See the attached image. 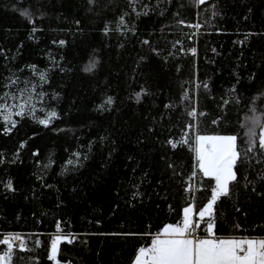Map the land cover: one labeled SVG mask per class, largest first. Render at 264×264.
Segmentation results:
<instances>
[{
  "label": "trees",
  "instance_id": "trees-1",
  "mask_svg": "<svg viewBox=\"0 0 264 264\" xmlns=\"http://www.w3.org/2000/svg\"><path fill=\"white\" fill-rule=\"evenodd\" d=\"M143 5H150L144 9L148 14L136 16L127 0H97L92 11L87 0H0V48L5 50L0 78L23 68L21 79H38L25 65L46 71L44 106L59 115L48 128L17 117L7 134L0 120V239L19 233L28 249L14 247L11 264H54L47 256L57 234L77 237L72 244L59 243L61 264H130L138 247L151 242L141 233L178 222L186 203L194 202L198 211L210 197V178L197 173L189 179L194 152L180 141L185 132L191 140L194 132L185 125L194 124L201 134H237L240 150L246 149L243 117L253 105L258 114L264 112V100L258 98L264 92V0H207L204 5L136 0L137 11ZM25 9L32 23L22 15ZM122 12L128 13L129 29L123 32L117 29ZM106 22L108 34L102 31ZM196 24L200 27L191 26ZM248 33L255 35L241 43ZM145 39L149 44L141 43ZM92 59L96 67L85 72ZM141 87L146 92L137 100ZM53 93L59 98L51 99ZM224 99L229 104L223 105ZM193 107L195 116H188ZM169 138L176 148L166 143ZM70 159L81 163L66 164ZM238 163L241 182L244 174L255 179L264 171V161ZM9 179L14 192L3 187ZM189 186L191 191L184 192ZM137 191L141 195L133 196ZM232 192L214 205V234L264 238V199L239 185ZM204 227L200 231L207 235ZM6 248L0 245V253Z\"/></svg>",
  "mask_w": 264,
  "mask_h": 264
},
{
  "label": "snow or ice",
  "instance_id": "snow-or-ice-1",
  "mask_svg": "<svg viewBox=\"0 0 264 264\" xmlns=\"http://www.w3.org/2000/svg\"><path fill=\"white\" fill-rule=\"evenodd\" d=\"M89 4V11H92L97 4V0H87ZM111 0H109V3ZM127 3L133 13L136 16L141 14L147 15L148 13L144 9L150 8V5H143L140 11L136 10V0H127ZM193 4L204 5L207 0H191ZM107 5H105L106 7ZM250 12L251 9H248ZM214 16L220 15L218 11H213ZM22 15L27 17L29 23H32V14L27 10L22 11ZM128 13H123L118 17L117 29L119 31H128L125 17ZM180 24H184L183 20L178 21ZM75 23L78 25L80 22L77 20ZM123 26V27H121ZM192 27L199 28L200 25H191ZM36 31L35 27L32 29ZM105 34L109 33L108 23L106 22L102 30ZM131 31H135L132 28ZM219 31V29H217ZM254 33H248L245 35L241 43L246 42L250 36ZM32 37L30 36L29 39ZM191 38V37H189ZM179 41H177L178 43ZM56 43V41H53ZM60 45H64V40L58 41ZM144 45L149 44L147 39L141 42ZM22 45H18V48ZM153 52H157L156 48L151 49ZM190 51L195 54L196 49L193 47ZM215 51V49H213ZM5 50L0 48V54H3ZM143 59V58H142ZM7 60V56H5ZM98 61L95 59L90 60L88 65L84 68L85 72H91L97 65ZM24 68H28L35 77H24L23 68L16 71L9 70L8 75L0 78V120L3 121L2 131L7 134L11 132L18 124V120L14 117L24 118L30 117L34 122L39 125H43L48 128L52 122L59 118L57 111L54 108L46 109L45 102L48 98V93L43 91L42 86L48 84V75L46 71L37 69L35 65H25ZM64 71V69H60ZM255 73H252L250 78H255ZM264 83V81H262ZM239 84V78L237 83L232 85V92H235L237 85ZM203 87L208 88V84L204 83ZM40 89V90H38ZM141 92L146 90L141 87L140 92H136L135 96L137 100L140 99ZM59 98V93H53L51 99L56 100ZM259 99L264 100V92L260 93ZM233 99H236L234 96ZM253 99H257L254 97ZM39 102V104L37 103ZM239 103V100H237ZM106 104L111 106L113 104V98L107 97ZM229 104V100L224 99L223 105ZM221 105V106H223ZM104 105H97V108L103 109ZM169 105H165L168 108ZM43 112L42 117L37 116V111ZM197 109L195 107L187 113L188 116H195ZM203 115V113H200ZM219 119V117L217 118ZM213 124L217 123V120L212 121ZM188 129H193L194 135L189 140V133L185 132V139L180 143L188 144L194 152V162L189 179L197 175L202 174L203 177H208L210 180L207 182L210 186V197L206 198V203H203L202 207H199L198 211H195V217L193 216L194 202L186 203L183 207L182 219L176 223H164L158 231L154 233H141L140 235H150L151 242L146 247L140 246L135 251L134 257L131 259L130 264H264V238H251L248 236H228L218 237L214 234L213 228L215 225V211L214 205L221 199L231 198L233 195V185H239L246 191H250L256 197L264 199V189L258 190L259 187L264 185V171L257 173L255 179H249L247 174L243 175V182L238 178V170L240 167L239 162H247L256 159L258 162L264 161V112L257 113L255 106L253 105L249 113L243 117V139L242 143L246 145V149L241 151L238 146L237 134H201L196 129V126L192 123L185 125ZM54 131H62V129H53ZM151 131V129H149ZM103 139V138H101ZM91 143V142H90ZM172 148H176L177 144L169 138L166 141ZM25 141H20V145L17 148V153L24 147ZM114 151V149H113ZM37 151H33L32 155L36 156ZM251 154V155H250ZM74 157H81L80 152L72 153ZM111 155V153H109ZM84 160L88 159L85 154ZM132 159V157H129ZM163 159V157H162ZM4 162V155L0 153V163ZM14 161H9L12 163ZM39 163V161H37ZM51 163V162H50ZM66 164H80L81 161L68 160ZM50 165H45L48 167ZM169 168L173 166L168 165ZM146 175V173H145ZM174 175H179L175 173ZM39 179V177H38ZM46 187H51L45 185ZM3 187L6 191L14 192L12 180L9 179L4 182ZM134 187H138L134 185ZM191 188H184V192H190ZM133 196L139 197L140 192H133ZM130 206H133L130 204ZM236 212H239V208H235ZM205 217L208 219L205 220ZM201 221H204L206 227L202 225ZM97 224L100 221H96ZM59 226V225H58ZM204 227V231L207 233L204 237L196 235L200 228ZM238 228L239 225H236ZM101 235H134L133 233H102ZM77 237L75 235H54L51 239V245L48 250L47 259L53 261L54 264H61L58 260V245L63 240L68 244H72ZM18 242V250L24 252L28 250L26 248L25 237L19 233L9 232L4 234L0 239V245L7 246L6 250L0 253V264H11L13 260V248L14 243ZM35 244L37 247L40 245L39 239H36ZM33 260H38V257H33ZM69 264V262H65Z\"/></svg>",
  "mask_w": 264,
  "mask_h": 264
},
{
  "label": "built area",
  "instance_id": "built-area-1",
  "mask_svg": "<svg viewBox=\"0 0 264 264\" xmlns=\"http://www.w3.org/2000/svg\"><path fill=\"white\" fill-rule=\"evenodd\" d=\"M194 218H195V216H194ZM196 235L199 236V237H204V236H206L205 234H203V233L200 231V229L198 230V232L196 233ZM13 243H14V247H18V242H13Z\"/></svg>",
  "mask_w": 264,
  "mask_h": 264
},
{
  "label": "crops",
  "instance_id": "crops-1",
  "mask_svg": "<svg viewBox=\"0 0 264 264\" xmlns=\"http://www.w3.org/2000/svg\"><path fill=\"white\" fill-rule=\"evenodd\" d=\"M193 216H195V208H194V213H193Z\"/></svg>",
  "mask_w": 264,
  "mask_h": 264
},
{
  "label": "rangeland",
  "instance_id": "rangeland-1",
  "mask_svg": "<svg viewBox=\"0 0 264 264\" xmlns=\"http://www.w3.org/2000/svg\"><path fill=\"white\" fill-rule=\"evenodd\" d=\"M40 117H42V116H40ZM17 117H14V119H16Z\"/></svg>",
  "mask_w": 264,
  "mask_h": 264
}]
</instances>
